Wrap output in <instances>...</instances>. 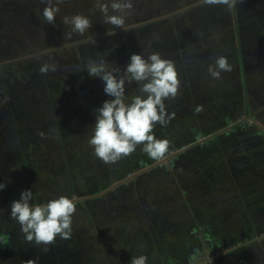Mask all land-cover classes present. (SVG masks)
Returning a JSON list of instances; mask_svg holds the SVG:
<instances>
[{"label":"rangeland","instance_id":"rangeland-1","mask_svg":"<svg viewBox=\"0 0 264 264\" xmlns=\"http://www.w3.org/2000/svg\"><path fill=\"white\" fill-rule=\"evenodd\" d=\"M133 3L125 30L102 22L97 0H64L55 26L42 20L47 0H0L2 77L8 78L5 81L11 87L17 83L5 71L10 66L21 71L28 82L26 86L20 83L1 118L0 183L5 187L0 189V208L7 210L0 216L11 217V203L19 200L25 189L33 191V204L62 195L75 197L77 211L67 253L73 254L78 247L85 252L70 256L65 264H131L132 258L140 255L152 264L153 258H163L167 252L161 241L184 236L188 229L201 232L204 226L209 234L249 238L248 215L264 210V144L256 147L257 143L246 145L237 140H230L232 145L220 144V134L218 139L208 134L223 124L221 116L230 105H246L253 98L264 101V71L247 70L236 91L235 87L231 90L225 72L219 80L208 74L204 80L186 84L192 71L184 65L178 69L183 61L178 46L196 42L192 49H198L196 35L213 36L208 39L212 48L218 41L232 45L234 30L240 25L246 35L240 39H249L242 44L263 50L264 0H240L233 9L210 7L203 0ZM74 14L87 16L92 27L83 36L72 34L69 38L71 27L63 19ZM152 52L173 61L181 81L179 95L165 101L174 118L167 126L157 124L153 131L156 138L180 146L179 170L170 176L181 179V171L186 173L185 181L194 180L184 187L190 192L187 198L160 166L123 183L126 171L156 162L142 146L117 163L106 164L89 144L95 110L112 97L105 94L101 78L89 76L88 61L104 60L109 70L122 72L133 53L147 57ZM53 62L61 67L74 63L75 68L56 75L39 71L47 64L50 73ZM194 85L199 87L194 93L199 100L195 104L203 109L199 113L191 101H183ZM206 92L218 93L220 100L205 99ZM125 94L129 100L138 95L139 85L126 84ZM184 142L189 144L181 148ZM18 147L23 148L22 158L15 154ZM201 174L205 177L200 178ZM108 178L109 183L116 182L105 187ZM163 228L162 237L153 231Z\"/></svg>","mask_w":264,"mask_h":264},{"label":"clouds","instance_id":"clouds-1","mask_svg":"<svg viewBox=\"0 0 264 264\" xmlns=\"http://www.w3.org/2000/svg\"><path fill=\"white\" fill-rule=\"evenodd\" d=\"M240 0H203L207 6L223 5L228 9L237 7ZM64 0H47L42 10V20L55 26L59 5ZM97 7L102 14V22L125 29L127 17L134 9L133 0H97ZM63 23L71 27L68 33L83 36L92 27V21L83 14L65 16ZM126 30V29H125ZM95 44L92 39L90 41ZM50 65H43L39 71L47 73ZM86 71L90 77H99L104 82V92L112 99L105 100L96 109L93 133L89 144L97 158L106 164L117 163L142 146V151L151 159L164 160L170 151L168 139H158L154 135L157 124L167 126L174 118L166 110L165 101L175 99L180 93L181 81L175 64L162 58L157 52L147 57L133 53L130 62L121 72L109 70L105 61L89 60ZM207 71L213 79L219 80L222 72H231L232 65L226 56L214 57V64H209ZM135 82L139 85V94L130 100L126 96V84ZM199 113L202 106L194 109ZM43 135V134H41ZM5 185L0 183V189ZM33 191L25 189L19 200L11 203L10 216L20 226L26 242L43 245L44 251L55 245L57 238L68 240L72 235L73 215L76 213L75 197L59 196L46 203H32ZM0 242H5L0 237ZM147 257L140 255L131 260V264H147Z\"/></svg>","mask_w":264,"mask_h":264},{"label":"flooded vegetation","instance_id":"flooded-vegetation-1","mask_svg":"<svg viewBox=\"0 0 264 264\" xmlns=\"http://www.w3.org/2000/svg\"><path fill=\"white\" fill-rule=\"evenodd\" d=\"M237 27L238 28L234 30V38L236 41L232 43V45L227 41H218V46L212 48L210 47L211 41L208 39L213 40V36L196 35L198 49H192L196 42H193L190 45L178 46L179 53L182 54L183 60L181 63H178V69L181 70L184 65L187 70L189 69L190 72H193L189 73V82L187 81L186 84L194 82L195 79L196 81L204 80L203 77H206L209 74L207 71L209 64H214V57L220 55L226 56L232 65V71L224 73L226 76L228 75L227 83L230 82V85L232 86L231 90L235 87L236 91H238L243 83V74L247 70L256 72L264 71V49H256L243 45L242 42L246 43L249 39L247 38V41H242L240 38L246 36L244 28L242 25ZM219 39L220 38L217 40ZM175 40H178V37ZM170 57L171 56H169V58ZM55 63L56 62H53V69L50 73L47 72L48 74H66L67 70L75 68L74 63H67L62 67ZM185 74L187 75V73ZM27 84L28 82H24L25 86ZM182 84L185 83L183 82ZM221 85L223 86L224 84ZM198 92V86H191L187 92L188 94H186V98H183V101H191L193 105L197 107L195 103H198L199 100L196 98L197 94L194 93ZM204 95H206L205 99L208 97L216 101L220 100V95L218 93L207 95L206 92ZM14 96L15 93L11 94L10 99L13 100ZM180 102L181 101L178 103ZM226 103L228 104V101ZM235 105H230L228 112L221 116L223 124L208 133L210 138L217 136L218 139L220 134L222 136L218 139L221 141L220 144L232 145L230 140H237L239 143L246 145L257 143L256 147L263 145L264 101H260L258 98H253L250 99L246 105L241 104L237 107ZM245 106H247L246 109H244ZM187 144L189 143L184 142L181 144V148H184ZM204 144L205 142H203L202 145ZM178 148H180V146L176 147L175 144L173 145L170 141L169 154L164 160L156 165L163 168L164 171L168 173L169 177H171L170 174H174L179 170L180 159L177 152ZM15 150L16 156L22 158V155H24L23 148L18 147ZM151 162L143 163L142 166H139L134 170L126 171L123 177L126 178L131 172L143 171L147 165L152 164ZM221 167L223 170L225 169L224 164H221ZM153 168L156 167L153 166ZM179 175L181 179L171 178L174 180L175 185H178L179 191H181V193L184 192V195L181 194L182 197L187 198L189 197L188 193L190 192L184 187L191 185L194 180L191 179L185 181L186 173H181V171ZM131 177H128L123 183L128 182V179ZM199 177L204 178L205 175L201 174ZM109 182L110 178L107 179V185L105 187H109L111 184L115 183L116 180L113 183ZM238 188L239 187L237 186L239 192L240 189ZM99 195L101 194H96L95 197ZM6 210L7 208H0V215L6 214ZM10 218L0 216V237H3L5 241L0 242V264H65L70 256L77 254L78 256H81L85 252V249H80L78 247L73 254L69 255L67 253L68 248L66 244L68 243V240H61L59 238H57L55 245L50 246L48 251H44L43 245L36 246L34 243L29 244L26 242L24 234L20 231L19 224L14 219L9 220ZM242 218L244 219V213L242 214ZM246 221L251 230V236L249 238H246L245 235L243 238L240 237L235 239L233 238L234 235L220 236L218 234H209L208 229L205 226L201 229V232L194 229H188L184 236L173 237L172 239L161 241L162 248L167 249V252L164 253L166 257L164 256L165 258L158 259L153 258L155 260L153 262H156V264H264V242L262 243L260 240L261 237L258 235L261 226L264 227V225H262V222L264 223V210L253 213L252 216L248 215ZM176 222L180 221L177 220ZM164 229L165 228L158 230L153 229V231H155L157 236L162 237L160 234ZM149 232L148 235L153 237L152 230H149ZM70 244L74 247V244ZM152 245L154 244L152 243ZM153 262L152 264H155Z\"/></svg>","mask_w":264,"mask_h":264},{"label":"trees","instance_id":"trees-1","mask_svg":"<svg viewBox=\"0 0 264 264\" xmlns=\"http://www.w3.org/2000/svg\"><path fill=\"white\" fill-rule=\"evenodd\" d=\"M14 69L15 68L7 66L5 70V71H9L11 73V78H13L15 82H17L15 85H13V87H11V85L5 81V79L8 78L6 77L3 78L2 71L0 70V124H1L2 115H4L5 111L11 106L10 104L13 102L10 99V94L15 93V90L19 89V85L21 82L22 83L27 82L22 72L17 69L14 71ZM9 72H7L8 75H10Z\"/></svg>","mask_w":264,"mask_h":264},{"label":"water","instance_id":"water-1","mask_svg":"<svg viewBox=\"0 0 264 264\" xmlns=\"http://www.w3.org/2000/svg\"><path fill=\"white\" fill-rule=\"evenodd\" d=\"M161 161H162V160H161ZM161 161H156V162H154V163H152V164H149V165H147L143 170H145V169H149V168H152L153 166H156L157 164H159ZM141 171H142V170H141ZM141 171L134 172V173L128 175L125 179H127L128 177H131V176H133V175H136L137 173H139V172H141ZM1 209H5V207H4V208H1ZM262 232H263V231H262ZM262 232H258V235L261 237L260 240H261L262 243H263V242H264V236L261 235ZM263 244H264V243H263Z\"/></svg>","mask_w":264,"mask_h":264},{"label":"crops","instance_id":"crops-1","mask_svg":"<svg viewBox=\"0 0 264 264\" xmlns=\"http://www.w3.org/2000/svg\"><path fill=\"white\" fill-rule=\"evenodd\" d=\"M262 225H264L263 222H262ZM262 231H263V232H262ZM260 232H262L261 235L264 236V227L261 226V228H260Z\"/></svg>","mask_w":264,"mask_h":264}]
</instances>
